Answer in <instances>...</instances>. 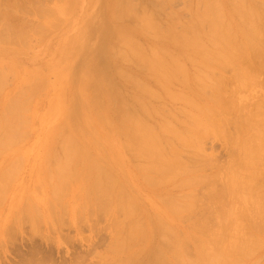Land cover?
I'll return each instance as SVG.
<instances>
[{
  "label": "rangeland",
  "instance_id": "obj_1",
  "mask_svg": "<svg viewBox=\"0 0 264 264\" xmlns=\"http://www.w3.org/2000/svg\"><path fill=\"white\" fill-rule=\"evenodd\" d=\"M218 1L221 3V6L225 8V10H226V8L229 7L227 9V11L228 10L230 11V9H231L230 6L233 5V3L231 4L229 2H232V1H228V0H218ZM226 1H228V2H226ZM243 1L244 2H242V0H241L243 5L245 3V5L242 7V8L245 7L243 9L245 11V13H247V14L251 13L252 16H250V14H249V16L253 17L254 19L257 16L258 17L260 16L259 19L257 17V20H259V22H257V20L255 19L254 24H256V25L258 24V29L259 28L262 29V30H260L262 32L260 34L261 36L258 35L259 38H257V40L256 39L254 40V38L257 37L256 35H257V33H259L258 29L256 30V35L254 33L255 37H251L250 39L248 38L250 41L253 40L252 45H251V42L249 40H245V39L242 40V42L246 41V43L248 44V45H246V43H244L248 49L245 46V49H244L245 51L243 52V49H242V52L240 51L241 53L244 54L245 52H247V50H249L250 46L253 47V45H255L258 40L261 43L260 37H262V40H263L262 46H264V35H263L264 34V32H263L264 31V13H262V12H264V9H263L264 8V0H243ZM66 2H67V4H66ZM110 2H111V0H0V18L3 17L2 20L0 19L2 21V22L0 21V32H1V34H2V31L5 32L2 34L3 36L0 35L1 36L0 38H3L2 41L0 40V73H1V75H3V77L1 76L2 88L0 87V89H1L0 90V98H1L0 99V115L4 114V113H2V112H4V106L7 105V103L10 102L13 98H14L13 100L18 99L19 100L18 102H20V104L23 103L21 105L19 104V106L16 110L17 118H14V119H16L17 121L14 119H13L14 121H12V123L15 125V127L11 128V130L9 131L8 136L10 135V137L7 136L8 138H11V136L13 134H17L15 136H12V138L10 139L11 143H12L13 138L15 137V139H16V136H17L16 141L14 142V140H13L12 144L10 142H7V141L5 143H3L2 144V145H4L3 147L6 148L5 152L3 151V149H1L3 147L1 146V143H0V146H1L0 147V172H2L3 170H6V172L9 174V177H7V178L5 177L6 180L2 181L3 184L0 181V190H2L1 188H3V191L0 195V264H21L20 263L21 261L23 262L24 260L29 258L31 256L30 254H33V252H35L37 250H39V251H37V252H39L37 254H40V255H38V258L42 259L43 261L46 259V261H45L46 263L43 262L45 264H100V263L101 264H104V263L105 264H107V263L111 264L107 261H108V259L111 260L109 248L111 247L112 238L115 234L113 232L116 231V228L114 226H111L116 221L115 220L112 222L113 218L111 215H114L113 216L114 219H115V217H116V219L118 218L117 222L122 220V221H120V223L123 222L124 215H121L122 213L114 214V212H111L108 215H104V214H102V213H104L103 211H102V213L97 212L98 210H96L95 207H91V205H90V203H92L90 199L94 194L91 192L92 195L88 194V196H86V194H84L82 191H80V189H79L80 187L78 188V186H80V184H82L83 182L80 181L81 183L78 185L79 180H77V182H78L77 185H76V181L72 182V183H75V184H73V186H76L75 189L71 188V187H73V186H71L72 185L71 183H70L71 185L68 186L67 196H65V198L66 197H68V198L64 199V201L62 203V210H63V211L61 210L62 213H61V211L60 212L58 211V208H56L55 205H53V202H50L53 200L50 198V196H48V195H50V184H48V182L45 180V179L48 180V178H49V177L46 178L47 177L46 173H47V171H48L47 169L49 167H50L49 168L50 170L48 172H51L53 170V169L51 170L52 165L50 163L54 162V158L52 159L51 157H54L55 155H60L61 151L59 149H61V148H59V147H61V142L64 140L63 138H62V140H60V139H61V137H64V136L66 137V134L68 135V137L70 136L71 138L80 142V144L83 147H85V149L97 161L99 160L98 162H99L101 167H103L107 170H110L112 173V176H114L116 178V180H120L123 187L126 189V191L130 195H132L134 199H136L137 204H139L138 206L143 207L144 211L146 210L145 213L150 214L155 209H156V211L157 210L159 211L160 208L162 207V206H160L161 203L159 202L157 197H159V199L161 200L163 195L158 194L157 191H154L152 188L145 185L142 182L143 181L142 178H139L140 175L138 173V170H136V169L138 167V164H142V161H139L140 159L138 160L136 158H133L132 154L125 148V145H124L125 141H123L124 139H122V136H120L121 134L123 135L125 128H123L124 126L122 127V125L118 124V122L116 120V117L118 115L116 114V112L117 111L120 112L122 110L120 108H124V110H127V106H128V108L132 110L131 111L132 113H135V115L137 117L142 118L147 124L151 125L150 127H153L155 130L156 129L158 130L157 126L161 122L160 120H162L163 118H168L171 115L170 114L171 112H172V114H174V113L176 114V112L178 111L176 117L179 121L177 120L176 124L179 123L178 128L179 129L182 128V129H180L181 131H185V132L188 131V130H185V129H187L186 126L183 127L184 125H181V123L184 122L186 124L189 121L186 118H184V116H186V115H184L183 112H182L183 115H180V112L183 110H184V112L185 111H192V110L188 108L189 106L185 105L184 103H181V101H179V100H175V102H173L174 101L173 100L171 102L172 99L169 100L167 95H165V93L164 94L162 93L163 91H161V90L159 91L160 88H158L156 83H154V81L156 82V79H154L153 75H151L150 70L147 68V64L150 63V61H152L151 60L152 58L150 56L153 52V49L158 50V47H160V48L164 47L166 51L168 50L166 53L170 52L169 54L172 55L173 58L176 57L175 59H177L180 63H182L184 65L183 66L181 64L186 69V73H185L186 79L185 80H187V84L192 85L193 84V76L192 75L194 73H195V75H197L199 73L198 71H202L203 68L199 67L200 70H199V68L197 69V66L196 65H195L196 67L194 66L195 62L192 65V63H189L190 61L188 58H187L188 61L186 62V60H185L186 58H184V55L181 56L182 55L181 51L177 47H175L173 45L171 46L168 43H166V39L165 40L164 39L159 40L158 37L156 39V38H154V36L152 37V35H150V34H147V35L143 34L139 30L140 29L139 27H141V26H138V27H136V26L141 24L140 18H142L144 16L143 15V12H144L145 15L149 13L150 16L154 19V24L158 27V31H160V33H162V36H163V34L166 35L169 32L168 31L169 29H167V27H169L170 25H171L170 28H172V29L175 28L174 31L177 30L180 32V30H182L185 26H187L186 23L190 24L191 20L193 21V18L194 17L196 18V15H195L196 11L202 10V7H201L202 3L200 2L201 3L200 4L198 2V0H129L128 6L130 8V11L134 14L133 16L139 20V21L133 20L136 22L135 23L132 21L131 18H122L120 20L113 18L110 15V11L112 12V9L110 8ZM70 4L72 5L71 7L69 6ZM198 4H199V6H197ZM227 4H228V6H227ZM237 4H239V3H237ZM194 5H196V6H194ZM234 5H236V2L234 3ZM246 6H248L249 8L248 7L246 8ZM65 7H66V9H65ZM143 9H144V11H143ZM62 11H64V12H62ZM253 12H255V13H253ZM62 13H64V14H62ZM151 13H152V15H151ZM258 13H260V15ZM39 14H41V15L39 16ZM247 14H245V15H247ZM54 16L57 17V19ZM249 18L247 19V16L245 17L246 20H250L249 21V23H250L253 21V18L252 19L251 18L249 19ZM261 18H263V19H261ZM126 19H127V22H126ZM174 19H176V20L174 21ZM242 21H244V19ZM172 22H174V23L176 22L175 24L173 23L174 27H172L173 26L171 24ZM133 23H135V24H133ZM243 23L247 24L248 22L246 23L244 21ZM2 24L6 25V26H3ZM55 24H56V26H54ZM254 24L252 22L251 25H254ZM1 26H2V28H1ZM245 26H247V25H245ZM245 26L243 25V27L241 29L244 30ZM261 26H262V28H261ZM256 28L257 27H255V29ZM2 29H4V30H2ZM166 29H167V31H165V32L163 31L164 32L163 33L162 30H166ZM197 29L196 30L198 32L199 29H201V28H197ZM17 30H19V31H17ZM40 30H42V31H40ZM124 30L130 32L129 41L132 40L134 42H137L138 44L137 43L136 44L138 46L141 45V47H143L142 49L145 50L144 56H142L144 61L138 62V61H136V59L134 57H133V59H131L130 57L119 56L121 53L122 54L128 53V51H126V47L122 46V43L116 37L117 33H120ZM137 30H139V32ZM206 31L207 30H204V32H206ZM245 31H246V29H245ZM9 33H10V35L8 36ZM236 35H239V32L236 33ZM16 37H18V38H16ZM238 37H239L238 38L239 42H241L240 36H238ZM15 40H17L19 42H16ZM71 40H72V42H71ZM12 41H14V43L15 42L16 43L15 44L11 43ZM242 42H241V44H242ZM253 42H256V43H253ZM5 43H9L10 45L5 44ZM249 43H250V45H249ZM260 43H257L256 47H253V48L251 47V48L257 49L256 51L258 52V50H260V49H258L257 47L262 44V43L261 44ZM242 45L240 47H242ZM234 48L238 49V47L236 48V46ZM252 49L250 51L251 53L249 51L247 52V54H249V56H250V54L252 56L253 53H257V52H253ZM255 49H254V51H255ZM238 50H241V49H238ZM238 50H236V51H238ZM263 50H264V48L262 50H260L261 53L263 52L262 54L260 52L258 53L261 55L257 54L259 56V58L255 54L256 59H254V60L259 59L258 61L260 62L259 63L258 61H256L258 63L257 66H260L259 64L263 65V63H264L260 60V58L262 59L264 56ZM231 52L233 54V53H235V50L231 51ZM247 54H244V57L243 56L239 57L241 54L239 55V52H238V55H239L238 56L236 53V55L238 57V59H235L236 61L238 60L237 61L238 63H236V64L233 62V60H232L233 64H230L231 62L229 61L230 65L237 66V64H238V66L236 67L237 69L231 68L233 66H230V65H228V66L226 65L227 67L224 65L225 67H223L222 70H221V68L219 69V67L216 66V68H218V69L214 68L216 73L213 71V74L209 73L208 71H206V72L202 71V74L207 73L205 75V77H207V78H211L214 75V73H215L214 76H217V73L218 74L220 73L219 75L222 77H225V80H229L230 82L229 83L227 82V84H228V90L227 91L231 90V88L235 89L234 90V91H236V95H234L235 101L237 99L241 103L237 105V106H240V107H238V108H240V109H238L239 111L237 110L238 113L236 111H234V112L229 111L230 113L227 112V114H225V112H224V114H223V112H222V114H223L222 117H225V115H226L225 118H228V120H232L231 122H233V123H231L227 120L230 123L229 126H231V127L226 128V129L224 128L223 135L219 131H215V132H217V133L219 132V133L217 134V133L212 132L213 134H215V135L212 134V136H209V135H211V133H209L208 135L206 134L208 137L204 135L205 137H203L201 139L202 141L200 140L199 143L200 144L202 143L201 146L203 145V147L200 150L202 151V153L204 152L203 156L201 154L200 155L203 158L199 157L200 155L198 154L199 153L198 151H197L198 153H195L196 151L192 152L193 149L187 150V149L182 148V150L184 151L183 152L184 156L182 155L183 156L182 161L186 162L187 161L186 159H188L187 157H191L189 154L193 155L195 153L194 156L199 155L197 158H194L195 163H198V162L201 163V165L199 164L201 166V168L200 169L197 168L200 171L196 170L197 172H193V174H191V176H182L181 179H187L188 180V178L191 179V177H196V176L200 177V178L203 177V180H202L203 182H201L200 179H199L200 181H198V179L197 180L193 179V180L197 181L198 183L197 182L195 184L191 183L189 185L187 183V186L185 188H182L181 191L176 192L179 194V196H180V194L183 195V197H184V195H186V196L194 198V200H195V204L193 202L194 206L193 205H192L193 207L191 206L192 207V210L190 211L191 213L189 212L190 214H188V212L183 211L184 209L181 210L180 213L176 214V217H177L176 222H175L176 225H173L176 228L178 240L180 242H182V245H180V246H182V249L186 253V254L184 253L183 256L187 255L186 257L185 256L184 257L186 259L188 258V260H191V261H192V259L194 260L197 258L196 257L197 251L195 253L196 248L193 247L194 243H195L194 246L196 247V243L198 244V242H201L200 241L201 239H202V241H204L205 239H206V241H208V240H211L212 238L218 239V237H220V235L218 234V233H220L219 231H221V230L225 231V229L230 227V224H232V223H229L228 222L229 220L224 219V218H226L225 217L226 211H224L223 213H222V211L225 209L229 210L228 206L230 207V204H231V202L229 204V200L233 199V201L232 200L231 201L232 202L236 201V202L233 203V205H231L230 210L232 211L234 209L235 211L233 210L231 213L229 210V212L231 214L234 213L235 214V215L233 214L234 217L238 216L237 217L238 223H235L237 225H235L234 223H233L234 225L232 224L233 226H236V227L231 226V228H233L235 230L234 234L232 231L233 229L229 228L227 230L229 233V236H228V234H226L227 236L225 235L226 236L225 244L227 243V240L236 239V238L240 239V241L242 243L241 244L242 247L240 246V250H241L240 253H242V254L239 255V252H238V253L233 255L234 258L236 256V258L239 259L238 260L239 262L237 261V259H236V261L238 263L241 262L240 264H264V243H263L264 242V234H263L264 233V231H263L264 227H262L264 225V198H263L264 195H259L258 194L259 192H256L257 196L258 195L260 196V197H256L254 192H253L254 194L251 193L252 197L255 196L256 198H260L261 200H263V202L260 199H259L260 200V202H259V200L257 201L256 199H254L255 197H253V198L251 197L252 199L250 198L251 201H249L250 206L249 205L247 206L248 202L245 203L246 199H245V201L243 200L244 201L243 202V201H239L241 199L240 198V199H238V202H237V200L232 198L233 195L232 194H231L232 196L229 195L228 192H226L227 196H228L227 197L226 193L223 191L224 196H222L221 199H219L221 196L219 198L217 197V200L219 199L218 201H215V199L211 200L212 196H214V195H212V196L210 195V194H213L211 192H216L214 194H217V191L220 190V188H223V186H222L223 183L224 184L228 183V182L224 181L228 176H230L229 171L227 172V170H229V169L226 170V168H228V164H227V163H229L228 161H231V163H232L233 159H234L233 162H235V160H238V156L233 155L234 153H236L235 150L237 148L232 144V141L230 142L232 145L231 144L230 145H231V147L234 146V148H236V149L230 148L229 144L226 142L228 137H225V136H229L228 139H230L231 138L230 134L232 135L234 133L236 135V132H235L236 130L232 128V127H236V124L234 122H237V124L239 123L240 117H238V116H241V120H242V117H245L244 115L247 114V113L243 114V112H245V109H246V111H247V109L249 111V113L247 114L248 116H249V114H252L251 111L256 109L254 107H256L258 105L256 102L260 103L259 101H261V99H262L261 103H263L262 104L263 105L262 110L264 112V97H262V96H264L263 95L264 94L263 93L264 92V68H261V67H264V65L263 66L261 65L258 69L256 64H253L252 67H257V69H256L257 75L252 73L256 78L253 75H252L253 78H252V76L248 77L249 79L252 78V80H249L247 78L249 81H246L247 79L242 80L243 79L242 78L241 80L244 83L246 82L245 85H242L243 84L242 82H238L240 84L236 83L235 81L239 80V78H238L239 76L236 74L235 75L232 74L233 71L235 73L236 70H239L240 62L244 64V60L248 61L247 59L249 57L247 56ZM231 55H229L230 57H228V59L229 58L231 59V57H233L235 54L233 56H231ZM234 58L235 57H233L232 59H234ZM244 58H246V59H244ZM251 58H252L251 60H253V57H251ZM241 60H243V62ZM262 60L264 61V59H262ZM252 62H255V61H252ZM196 64L200 65V62L196 63ZM209 65L213 66V63H210ZM246 65H247V67H249L248 62ZM246 65H244V67ZM208 66H207V70L209 69ZM240 66L242 67L243 65L240 64ZM202 67H203V65H202ZM204 68H205V66H204ZM245 69H247V68L245 67ZM209 70H210V72H212L211 69H209ZM195 71H197L198 73H196ZM247 71L250 72V70H247ZM192 72H193V74H192ZM236 73H237V71H236ZM27 74H28V76H27ZM31 74H32V76L33 75L34 76L32 77ZM210 74H212V76L208 77V75H210ZM219 75H218V77H219ZM232 75L235 76L234 79H236V77H237V80H230L231 79L230 77H232ZM131 77H132V79L135 80V83H137V81H138L139 85H141V84H142V86L147 85L146 87H149L152 91L154 89L158 93L156 94V92H155L154 97H150L147 94H142V91H139V89L136 88L137 86L132 84V82H134V80H132V82H130ZM240 77H242V76L240 75ZM124 78L126 80H124ZM128 78H130V79H128ZM207 78H205V80H207ZM253 79H254V81H253ZM213 80H215V79H213ZM179 81H182V80H180L178 78L177 82L172 84L175 86V87L174 86L171 87L172 92L183 93V94H185V96L190 95L189 97H192L193 95L190 93L191 91L189 92V89H187V87H183L184 84L181 83V85H180V83H178ZM210 81H212V78ZM205 82H207V81H205ZM212 82H210V83H212ZM32 83H34L35 90L33 88V85H29ZM214 83H215V81H214ZM230 83H231V85H230ZM143 84H145V85H143ZM237 85L240 88H238ZM241 85H242L243 89L241 88ZM243 86H246V87H243ZM110 88L111 89L113 88V90L116 92V94H114L115 92H113V90H111ZM29 89H31V91ZM204 90L205 89H203V91H202L203 93L201 92L202 94L200 93L201 95L199 94L198 97L194 96L195 102L197 104H199L200 107H202L203 104H206L207 107H210V106L213 107L214 103H212V101H214V100L211 101V98L210 99L208 98L211 95V93H209V92L210 91L212 92V90L208 89L209 91L205 90V92H204ZM30 92H31V94H30ZM205 93L210 94V95L208 96ZM186 94H188V95H186ZM112 95L115 96V98H118V100H116V99L114 100L115 101L114 104L111 103L114 101L110 100V97H108V96H112ZM116 96H118V97H116ZM10 97L12 98L11 100L9 99ZM120 99H122V100H120ZM7 100H8V102H7ZM121 101H122V103H121ZM123 101H125V102H123ZM137 101H141V103H140L141 105L139 104V102H138V104H136ZM238 101H236V102H238ZM89 103L90 104L92 103V104L90 105ZM123 103L126 104L127 106L126 107H125V105L123 106ZM2 104H5V105H2ZM116 104L119 105L118 106L119 108L117 107ZM120 105H121V107H120ZM143 105H144V107L147 108V110L150 114L147 112L146 113L148 115L146 113H144L146 108L143 112H141L142 107H139V106H143ZM113 106H116V107H113ZM242 106H243V108H241ZM244 107H245V109H244ZM247 107H249L251 109V111ZM6 109H7L6 112H8L7 107H6ZM214 109H217L216 106ZM242 109H244L243 112H242ZM179 110H180V112H179ZM155 111L156 112L159 111L158 115L156 113H153ZM20 112H22V114H19ZM192 112H194V111H192ZM259 112H257V113H259ZM164 113H166V114H164ZM198 113L196 112L195 115H198ZM254 113L255 112H253V114ZM257 113H256V115L260 114V113L259 114H257ZM7 114H9V113H7ZM7 114L5 113V115H7ZM250 116H254V115H250ZM259 116L254 117L255 122H256V120H258L257 118H259L258 121H260V117H262L263 115H261L260 117ZM99 118L102 119V121ZM263 118H264V116L262 117L260 124H262V122L264 121ZM158 120H159V122H158ZM186 120H187V122H186ZM102 122H104V123H102ZM16 123H17V125H16ZM172 123H174V122L172 121ZM233 124L235 126H233ZM260 124H258L257 126L261 129ZM262 127H264V125ZM110 128H112L111 132H110ZM12 129H14V130H12ZM107 129H109V130L107 131ZM118 129H121L122 131L118 130ZM236 129H237V127H236ZM96 130H98V131H96ZM12 131H13V134H12ZM237 131H238V129H237ZM261 131L264 133L263 128ZM69 132H73L74 136L72 133H69ZM185 132H183V133L186 134ZM94 133L97 134L98 137ZM189 133H190V131H189ZM227 134H229V135H227ZM235 135H233V136L235 137ZM214 136H216V137H214ZM105 137L107 138L106 142H105ZM204 138H205V140H204ZM232 138H231V140H232ZM113 141H114V143H113ZM54 142H55V144H54ZM107 142H110V143H107ZM57 144L59 145L58 147H56ZM112 146H114V147H112ZM201 146L199 145V147H201ZM54 149H55V151H54ZM229 149L233 152V154ZM112 151H113V153H112ZM236 151H238V150H236ZM54 153H55V155H53ZM57 153H59V154H57ZM8 154H9V156H8ZM185 154H187V156H185ZM236 154L239 155V153H236ZM204 155H206V156L209 155L208 158H210L212 155L213 162L212 161L211 162L214 164L213 165L211 163L212 167H210L206 164L208 162L207 161L208 158L206 156L204 158ZM45 157H47L50 160V162H48L47 161L48 159H46ZM229 157H230V159H229ZM231 158H233V159H231ZM203 159H206V160H203ZM45 160L47 163L46 162L44 163ZM52 160H53V162H52ZM210 160H212V159L210 158ZM12 163H14L15 165ZM203 163H205L206 166ZM46 164H48V165H46ZM261 165L264 166V163ZM134 166H137L136 169H134L135 168ZM53 167H54V165H53ZM207 167H208V169H207ZM5 168H7V169H5ZM262 168H264V167H262ZM45 169H46V173H45ZM201 169H203V170H201ZM260 170L263 172V169H260ZM213 171H214V173H212ZM222 171H225V172H222ZM242 171L244 172V174L246 173V170L245 171L241 170L240 173ZM243 172H242V174H243ZM43 173H44V175H43ZM136 173H138V174H136ZM211 175H213V176L217 175L218 177L215 178V177H212ZM226 175H227V177H226ZM35 176H36V178H35ZM204 176H205V179H204ZM37 178H39V179H37ZM257 178L255 179L256 183L254 184L253 182H255V181H253L252 185H255L256 187L254 186V188L255 189L257 188V190H258V187L260 189L262 187V185H264V179H261V177H260L257 180ZM2 179H4V178H2ZM260 179H261V181L262 180L263 181L260 182L259 181ZM207 180H209V181H207ZM227 180H229V179L227 178L226 181ZM213 181H214V183H212ZM40 182H43V183L41 184ZM206 182H208V183H206ZM257 182H259V183H257ZM39 183H40V186H39ZM210 183L213 185H210ZM242 183H244V182H242ZM242 183L240 182L239 186ZM45 184H47L48 187ZM243 187H246L245 184H243ZM168 188H171V187H168ZM211 188L212 189L214 188V189L212 190ZM240 189H242V188H239V190ZM76 190H79L81 192V194L78 193L79 191L76 192ZM47 192H49V193L47 194ZM69 192L71 194L73 193V196L68 195V194H70ZM261 192L262 191H260V193ZM21 193H23V194H21ZM44 193H45V195H44ZM244 193H246V192L242 191L241 192L242 195L241 194L240 195L242 197L247 198V200H248V198L251 195H249V192H247L248 193L247 195H245ZM263 193H261V194H263ZM76 194H77L78 198H77ZM171 194L173 195L174 193L171 192ZM237 195H239V193ZM237 195H236V197H237ZM240 195L238 197H241ZM243 195H245V196H243ZM19 196H20V198H19ZM85 196H86V199L84 198ZM183 197H181V198H183ZM18 198H19V200H18ZM76 198H77V200H76ZM72 199H73V202H71ZM253 199L256 200L257 203H256V201H253ZM11 200H12V202H11ZM20 200H21V202H19ZM27 200H30V201H27ZM47 200L48 201L50 200L49 203H47L48 202ZM14 201H15V203H14ZM23 201L26 203H24ZM74 201L77 202L78 204L75 203ZM88 201H89V203H88ZM182 201H184V200L182 199ZM182 201L180 200L179 203L181 202L180 204H183ZM22 202L24 204H26V206H29L30 208H31V206L29 204H33L34 206L32 205L33 206L32 209L36 208L34 210V212L35 211L36 212L33 213V218H32V219H34V221L36 219V221H37L36 223L33 221L34 225L36 224V226H34L33 232L29 231L31 227H29L30 222L27 220L28 216H25V214H23V212H22L20 217L23 216L22 219L25 217L27 220L26 222H29V224L24 221L25 223L22 226V231L16 234V238H12V243H11L9 237L7 238V234L4 232L8 227H10L11 229L14 230L15 225L11 224V223H14V221L17 220V217L19 216L18 213H20L21 210H23V209H21V204H22V206L24 205ZM39 202H41V203H39ZM69 202L71 203V205ZM11 203H12V207H11ZM18 203H20V204H18ZM87 203H88V205H87ZM244 203L246 204V206L242 205ZM253 203L257 204V206ZM16 204L18 206L19 205L20 206L18 207ZM63 204H65V205H63ZM81 204L82 205L84 204V206H82ZM226 204H227V206H226ZM74 205H76V206H74ZM78 205H80V208ZM221 205H222V208H221ZM40 206H41V208L47 207L51 211L48 212V210L46 208L47 211H44V213H43V210L40 208ZM66 206H67V208H66ZM258 206H260L263 210L262 209L260 210V207L258 208ZM232 207H234V208H232ZM37 208L40 211H37L38 210ZM82 209L84 211H82ZM221 209H223V210H221ZM244 209L247 210V213H245V214H243ZM53 210H55V211H53ZM217 210H219V211L221 210V212H219ZM236 210H237V212H236ZM238 210H240V211H238ZM242 210H243V212H242ZM249 210H251V211H249ZM81 211H82L83 215H82ZM207 211H209V213ZM254 211H255V214H254ZM14 213H15V216H14ZM37 213H39L40 215ZM207 213H208V215H207ZM218 213H219V215L221 213V215L218 216ZM45 214L46 215L48 214V215L46 216ZM118 214L123 216V218L120 217V215H118ZM222 214L224 215V218H223ZM256 214H257V216H255ZM239 215L241 218L243 217V219L239 218ZM243 215L248 217V218L244 217ZM249 215H251V216L249 217ZM13 216L16 218H13ZM51 217L53 218L52 221H51V219H52ZM218 217H220V218H218ZM25 218L23 220H25ZM71 218H73L74 220ZM244 218L246 220H244ZM12 219H16V220L12 221ZM84 219L86 221H84ZM219 219L222 221H220ZM80 220L82 221V223L80 222ZM87 220H88V222H87ZM218 220H219V222H218ZM57 221L63 222L62 225ZM71 221L75 222V223L77 222L76 224L80 223L78 226L75 225V227L78 230H75V228H73ZM90 221H91V223H90ZM224 221H225V224L222 225L223 223H221V222H224ZM51 222L52 223L57 222V224H58L57 226H59V224L61 226L57 227V226H55L56 224L53 225ZM111 222H112V224H111ZM144 222L147 223L146 220H144ZM226 222H228V223H226ZM94 223H95V225H94ZM239 223L241 224V228H240ZM167 224L171 228L172 224H170V223H167ZM197 224L201 228H202V225L204 226L201 233L207 232L206 235L204 234L206 237L203 235H199L200 232H198V234H197L196 229L200 228L197 226ZM205 224L207 225V227H205ZM209 224H210V226H209ZM252 224H253V226H252ZM225 225H226V228L224 229L223 226L225 227ZM193 226H194V228L196 227L195 231H192ZM208 226L210 228L212 226H214V227L209 229ZM256 226H258V228ZM55 227H57V228H55ZM205 228L209 229L210 232L208 233V230L205 232ZM216 228H217V230L218 229L219 230L217 231ZM246 228H248V230ZM51 229L53 232L51 231ZM229 230H230V232H229ZM242 230H243V233L241 232ZM227 231L223 232V233L225 234V233H227ZM260 232H262V233H260ZM215 233H217L219 236L216 237L215 235H217V234H215ZM190 234L192 235V238H191ZM221 234H222V231H221ZM193 235L196 238L193 237ZM213 235L215 237H213ZM151 236H152L151 241L146 246L145 252L142 253V255L138 256L136 259H134V261L131 262L130 264H150V262L152 263L151 258L153 257V254L155 252H157V249H158L157 246L159 243V239L162 242V240L164 238L163 239L158 238V234L156 232L153 235L151 234ZM227 237L228 238L230 237V239H227ZM246 237H249V238L246 239ZM250 237H252L253 240L248 242L249 239H252ZM193 238L198 239V240H196L197 242H194ZM13 239H14V241H13ZM167 239H169V238L166 237V243L168 242ZM214 239H212V240H214ZM216 239H215V241H216ZM254 239L255 240L259 239L257 241L258 246L260 245L259 247L257 246ZM190 240H193V242ZM180 242H179V244H180ZM183 242H185L184 246H183ZM262 243H263V245H262ZM168 244H169V242L167 243V246H168ZM155 246H156V248H155ZM198 246L199 245H197V248H198ZM134 247L130 249V252H132L134 249L137 250L139 248V246H136L135 248ZM40 251H41V253H40ZM22 254H24V256ZM37 254L35 252V254H34V256L36 255L35 258L37 257ZM244 256H246V257H244ZM122 257L124 258L125 256H121V259H123ZM49 258H50V260H49ZM118 259H119V257H118ZM167 259L168 260L165 259V262L168 261V262H166L167 264L169 263V261H170V264H174L175 260L173 257L171 258V256H169ZM104 260H105V262L103 263ZM110 262H113V261H110ZM115 264H116V262H115ZM152 264H154V263H152Z\"/></svg>",
  "mask_w": 264,
  "mask_h": 264
},
{
  "label": "bare ground",
  "instance_id": "obj_2",
  "mask_svg": "<svg viewBox=\"0 0 264 264\" xmlns=\"http://www.w3.org/2000/svg\"><path fill=\"white\" fill-rule=\"evenodd\" d=\"M228 1H232V2H229V3H233V5H234V3L236 2V5H231L230 7H231V9H230V11L228 10L227 11V9L229 8H226V10H225V8L224 7H222L221 6V3L218 1V0H198V2L200 3H202V10L201 11H196V18L194 17L193 18V21L191 20V22H190V24H187L186 23V25L187 26H183L184 28L182 29V30H180V32L179 31H174L175 30V28L174 29H172V28H170V26L169 27H167V29H169L168 31V33L166 34V35H164L163 34V36H162V33H160V31H158V27L154 24V19L150 16V14L148 15V14H146L145 15V13L143 12L144 11V9H143V17L142 18H140V22H141V24H139V25H137L136 27H138V26H141V27H139L140 29V31L143 33V34H150V35H152V37L154 36V38H156L157 39V37L159 38V40H165L166 39V43H168L169 45H173V46H175V47H177L180 51H181V56H183L184 55V58H186L185 60H186V62L188 61L187 60V58L189 59V63H192V65H193V63L195 62V64H194V66L196 65L197 66V69L199 68V67H201V68H203V72H206V71H208L209 73H212L213 74V71L215 72V69L214 68H216V66L217 67H219V69L221 68V70L223 69V67H225L226 65L228 66V65H230V64H233L232 63V60H233V62L236 64V63H238L235 59H238V57H237V55H238V52H239V57H244V54H247V52L249 51H251V49L253 48V47H256V44L257 43H260L259 42V40L257 41V43L256 42H253V43H256L255 45H253V47L252 46H250V48H249V50H247V52H245L244 54L243 53H241L242 52V49H243V52L245 51L244 49H245V46L246 45H248L247 43H246V41H243L242 42V40L243 39H245V40H249L251 37H255V35H256V30L258 29V24L256 25V24H254L255 23V19L257 20V17H255V19L253 18V17H250V16H252L251 15V13H249L250 14V16H249V14H247V13H245V11L243 10L244 8H242L244 5H245V3H244V5H243V3L242 2H244L243 0H242V2H241V0H228ZM228 1H226V2H228ZM238 1V2H237ZM71 3V2H70ZM128 3H129V0H111V2H110V8L112 9V12L110 11V15L113 17V18H115V19H118V20H120V19H122V18H131L132 19V21L133 20H135V21H139L136 17H134L133 15V13L130 11V8H129V6H128ZM200 3V4H201ZM237 3H239V4H237ZM66 4H67V2H66ZM65 4V5H66ZM72 4V3H71ZM69 5L70 7L72 6V5ZM247 4V3H246ZM64 5V6H65ZM230 5V4H229ZM259 5V4H258ZM194 6H196V5H194ZM197 6H199V4L197 5ZM227 6H228V4H227ZM262 6V5H261ZM67 7V6H66ZM66 7H65V9H66ZM248 6H246V8H247ZM62 8V7H61ZM249 8V7H248ZM264 9V8H263ZM46 10V9H45ZM60 10V9H59ZM250 10V9H249ZM252 10V9H251ZM262 10V9H261ZM260 10V11H261ZM5 11V10H4ZM248 11V10H247ZM50 12V11H49ZM62 12H64V11H62ZM257 12V11H256ZM15 13V12H14ZM54 13V12H53ZM247 14V15H245V14ZM253 13H255V12H253ZM261 13V12H260ZM260 13H258L259 15H260ZM262 13H264V12H262ZM7 14V13H6ZM62 14H64V13H62ZM109 14V13H108ZM41 14H39V16H40ZM49 15V14H48ZM151 15H152V13H151ZM4 16V15H3ZM56 16V15H55ZM54 16V17H55ZM247 16V19L250 17L251 19L253 18V24L254 25H251L252 24V22H250L249 23V21L250 20H246L245 19V17ZM50 17V16H49ZM262 17V16H261ZM3 18V17H2ZM2 18H0L1 20H2ZM6 18V17H5ZM56 19H57V17H55ZM66 18V17H65ZM249 18V19H250ZM260 18V16L258 17V19ZM7 19V18H6ZM244 19V21L247 23V24H245V23H243L244 21H242ZM261 19H263V18H261ZM0 20V21H1ZM59 20V19H58ZM176 19H174V21H175ZM195 20V21H194ZM6 21V20H5ZM135 21H133V22H135ZM2 22V21H1ZM4 22V21H3ZM126 22H127V19H126ZM139 22V23H140ZM257 22H259V20H257ZM50 23V22H49ZM57 23V22H56ZM136 23V22H135ZM135 23H133V24H135ZM173 23L174 22H172L171 24L173 25ZM176 23V22H175ZM174 23V24H175ZM261 23V22H260ZM128 24V23H127ZM3 25V24H2ZM52 25V24H51ZM243 25L245 26V25H247V26H245V29H246V31H245V29L243 30V29H241L242 27H243ZM251 25V26H250ZM262 25V24H261ZM3 26H6V25H3ZM39 26V25H38ZM43 26V25H42ZM54 26H56V24L54 25ZM198 26V27H197ZM250 26V27H249ZM11 27V26H10ZM15 27V26H14ZM172 27H174V25L172 26ZM255 27H257L256 29H255ZM1 28H2V26H1ZM42 28V27H41ZM197 28H201V29H199V31L197 32ZM261 28H262V26H261ZM7 29V28H6ZM16 29V28H15ZM39 29V28H38ZM124 29V28H123ZM167 29L166 30H162V32L164 31H167ZM197 29V30H196ZM207 30L206 32H204V30ZM2 30H4V29H2ZM8 30V29H7ZM49 30V29H48ZM136 30V29H135ZM139 30H137L138 32H139ZM242 30V31H241ZM260 30H262V29H258V32L259 33H257V37H255L254 38V40L256 39L257 40V38H259V36H261L260 34L262 33ZM6 31V30H5ZM17 31H19V30H17ZM40 31H42V30H40ZM50 31V30H49ZM25 32V31H24ZM38 32V31H37ZM48 32V31H47ZM163 32V33H164ZM239 32V35H236V33H238ZM264 32V31H263ZM3 33H5V32H3L2 31V34ZM254 33H255V35H254ZM1 34V32H0V35H2ZM12 34V33H11ZM5 35V34H4ZM10 35V33L8 34V36ZM24 35V34H23ZM44 35V34H43ZM149 35V36H150ZM259 35V36H258ZM264 35V34H263ZM3 36V35H2ZM6 36V35H5ZM15 36V35H14ZM19 36V35H18ZM130 32H128V31H126V30H124V31H122V32H120V33H117V35H116V37L118 38V40L122 43V46H125L126 47V51H128V53H126V54H120L119 56H121V57H130L131 59H133V57L136 59V61H138V62H140V61H144V59H143V57L142 56H144V51L145 50H143L142 48L143 47H141V45L140 46H138L137 44V42H134V41H129V39H130ZM238 36H240V38H241V42H242V44H241V42H239V40H238ZM1 37V36H0ZM7 37V36H6ZM43 37V36H42ZM16 38H18V37H16ZM21 38V37H20ZM44 38V37H43ZM249 38V39H248ZM261 38V45L260 46H258L257 48L258 49H260V50H262L263 48H264V46H262L263 45V40H262V37H260ZM133 39V38H132ZM0 40L2 41L3 40V38H0ZM19 40V39H18ZM134 40V39H133ZM252 40V39H251ZM16 42H19V41H17V40H15ZM250 41V40H249ZM253 41V40H252ZM252 41H250L251 42V45H252ZM4 42V41H3ZM15 42V43H16ZM71 42H72V40H71ZM11 43H14V41H12ZM14 43V44H15ZM137 43V44H136ZM244 43H246V45L244 44ZM3 44V43H2ZM5 44H8V45H10L9 43H5ZM121 45V44H120ZM242 45V47H240ZM249 45H250V43H249ZM236 46V48L238 47V49H241V50H238V49H235L234 47ZM262 46V47H261ZM234 48V49H233ZM246 48H247V46H246ZM161 49V50H160ZM164 49V50H163ZM214 49V50H213ZM233 49V50H232ZM248 49V48H247ZM255 49V48H254ZM254 49H252L253 50V52H257L256 50L257 49H255V51H254ZM163 50V51H162ZM235 50V53H233L232 54V52L231 51H234ZM236 50H238V51H236ZM260 50H258V52L257 53H253L252 54V56H251V54H250V56L251 57H253V60H251L252 58L249 56V54H247V56L249 57L247 60L248 61H245L244 60V64L243 63H241L240 61V64H242L243 66L241 67L240 66V64H239V70H236L237 71V73H236V71H235V73H234V71H233V73L232 74H236V75H238L239 77V80L238 81H235L236 83H238V82H242L241 84L242 85H245L246 84V82L244 83L242 80H244V79H247L248 77H251L253 74H256V72H257V67H258V69H259V67L262 65V64H259L260 66H257V62L256 61H258L259 59H257V60H254V59H256V57H255V54L257 55L259 52H260ZM168 51V50H167ZM166 50H165V48L163 47V48H160V47H158V50H154L153 49V52H152V54H151V60L152 61H150V63H148L147 64V68L150 70V73H151V75H153V77H154V79H156V82L154 81V83H156V85H157V87L158 88H160L159 89V91L161 90V91H163L162 93L164 94L165 93V95H167V97L169 98V100H171V102L173 101V102H175V100H179V101H181V103H184L185 105H187V106H189L188 108L189 109H191L192 111H194L195 113L197 112H199L198 113V115H195V113L194 112H192V111H185L184 112V110L183 111H181L180 112V110H179V112H180V115H183V113H184V115H186V116H184V118H186L189 122L188 123H181V125H184L183 127H185L186 126V128L187 129H185V130H188L187 132H185V131H181L180 129H182V128H178V124H176L177 123V117H176V115H177V113H178V111L176 112V114L174 113V114H172V112L170 113L171 115L168 117V118H161L162 120H160L161 122L158 124V130L156 129H154L153 127H150L151 125H149V124H147L142 118H140V117H137L136 115H135V113H132L131 111V109H129L128 108V106L126 105V104H124L123 103V106L125 105V107L127 106V110H124V108H120V109H122L120 112L119 111H117L116 112V114L118 115L117 117H116V120H117V122H118V124L119 125H122V127L123 128H125L124 129V132H123V135L121 134L120 136H122V139H124L123 141H125V148L132 154V156H133V158H136V159H140L139 161H142V164H138V167L137 166H134L133 168L134 169H136V167H137V169L136 170H138V173H139V175H140V177L139 178H142V182L145 184V185H147V186H149L150 188H152L154 191H157L158 192V194H160V195H163V197H162V199L160 200L159 199V197H157L158 198V200H159V202L161 203V205L160 206H162L161 208H160V210L158 211H156V209L155 210H153V212H151L150 214L148 213H145V211L143 210V207H140V206H138L139 204H137V201H136V199H134L133 198V196L132 195H130L127 191H126V189L123 187V185H122V183H121V181L120 180H116V178L114 177V176H112V173H111V171L110 170H107V169H105V168H103V167H101L100 166V164H99V160L97 161L86 149H85V147H83L81 144H80V142H78V141H76L75 139H73V138H71L70 136V138L68 137V135L66 134V137L64 136V137H61V139L60 140H62V138L64 139L62 142H61V147H59V148H61V149H59L60 151V155H55V153L53 154V155H55L54 157H51L52 159L54 158V162H53V160H52V162L53 163H50L51 165V172H48L50 169V167L47 169L48 171H47V173H46V169H45V173H46V178H48V180L47 179H45L47 182H48V184H50V195H48V196H50V198L53 200V201H50V202H53V205H55L56 206V208H58V211L60 212L61 210H62V203H63V201H64V199H67L68 197H66L65 198V196H67V191H68V186L69 185H71V186H73V184H75V183H72L73 181H76V185H77V180H79V183H78V185L81 183L80 181H82L83 183L82 184H80V186H78V188L80 189V191H82L84 194H86V196H88V194H91L92 195V193L94 194L92 197H91V202L92 203H90V205H91V207H95L96 208V210H98L97 212H101L102 213V211L104 212V213H102V214H104V215H108L109 213H111V212H114V214H117V213H122L121 215H124V220H123V222H121L120 223V221H122V220H120L119 222H117V220H118V218L116 219V217H115V219H114V215H111L112 216V218L114 219H112V222L113 221H115L114 223H113V225H111V226H114L115 228H116V231L115 232H113V233H115L114 234V236H113V238H112V244H111V247L109 248V253H110V256L112 257H110V259L111 260H109L108 259V261L107 262H109V263H111V264H115V262H116V264H130L131 262H133L134 261V259H136L138 256H140V255H142V253H144L145 252V249H146V246L149 244V242L151 241V234L153 235V234H155V232L158 234V238H164L163 240H162V242H161V240L159 239V243H158V246H157V252H155L154 254H153V257L151 258V261H152V263H154V264H167L166 262H168V261H166L165 262V259L166 260H168L167 258L169 257V256H171V258L173 257L174 258V264H240V263H238L239 261V259H237L236 258V256H235V258L233 257V255L234 254H236V253H238L239 252V255H241L242 253H240L241 252V250H240V246H241V241H240V239H238V238H236V239H230V237L228 238L227 237V239H230V240H227V243L225 244V240H226V234H228V236H229V233H228V229L229 228H231V226L232 227H236V226H233L235 223H238L237 222V217H234V215L233 214H231L232 213V211L234 210H230V207H231V205H233V203H235L236 201L235 200H237V202H238V199H240L239 201H245V199H246V201H245V203H247L248 202V204H247V206L249 205V201H251V199L253 198V197H255V196H253L252 197V194H254L255 193V195H256V197H260L259 195H264V185H262V189L260 190L259 189V187H258V190H257V188L255 189L254 188V186L255 185H252L253 183L255 184L256 183V178L258 177V178H260L261 177V179H264V168H262V167H264V166H262L261 164H263L264 163V133L261 131L262 130V128L264 129V127H262L264 124V121L262 122V124H260L261 122V120H262V117L264 116V112H263V110H262V108H263V103H261V101H262V99H261V101H259L260 103H258V102H256L258 105L256 106V107H254V108H256V109H254V110H252L251 111V109L249 108V107H247V108H249L250 109V111L252 112V114H249V116L247 115L248 113H249V111H248V109H247V111H246V109H245V107H244V109H245V112H243V110L244 109H242V112H243V114H245V113H247L246 115H244L245 117H242V120H241V116H238V117H240L239 119V123L237 124V122H234L235 124H236V127H237V129H238V131H237V129H236V127H232L233 129H235L234 131L236 132V135L233 133L232 135L230 134V137L232 138V140H231V138L230 139H228L229 138V136H225V137H228L227 138V143L229 144V146H230V148H233V149H236V150H238V151H236L235 150V152L236 153H239V155L238 154H236V153H234L233 154V152H232V154L233 155H237L238 156V160H235V162H233V158H231V159H233L232 160V163H231V161H228L229 163H227L228 164V168H226V170L227 169H229V170H227V172L229 171V173H230V176H228L227 177V175H226V177L229 179V180H227L226 181V179L224 180L225 182H228V183H223V188H220V190H218L217 191V194H214V193H216V192H211V193H213V194H210L211 196L212 195H214V196H212V198H211V200L212 199H215V201H218L219 199H221L222 198V196H224V192L226 193V192H228V194L229 195H231L232 196V198H234L235 200V202H232L233 201V199H230L229 200V204H230V202H231V204H230V207L228 206V209L230 210V212H229V210H223V209H221V210H223L222 211V213L224 212V211H226L225 212V217L226 218H224V215H223V218L224 219H227V220H229L228 222L229 223H234L233 225L232 224H230V227L229 228H227V229H225L226 228V225H225V227L223 226V228L225 229V231H223V230H221L222 231V234H221V231H219L220 233H218L217 231L219 230H217V228H216V232L220 235V237H218V239H216V241H215V239L214 238H212V239H214V240H208V241H206V239L204 240V241H202V239L200 240L201 242H198V244L196 243V247L194 246L195 245V243H194V245H193V247L194 248H196V250H195V253H196V251H197V253H196V259H192V261L191 260H188V258L186 259L185 257L187 256H183V254L185 253V251L182 249V246H180V245H182V242H180L179 240H178V237H177V231H176V228L173 226V225H176L175 224V222H176V214L177 213H180V211L181 210H183L184 212L186 211V212H188V214H190L191 212V210H192V207L194 206L193 205V202H194V204H195V200H194V198H192V197H189V196H186V195H184V197H183V195H181L180 194V196H179V194L178 193H176V192H179V191H181V189L182 188H185L186 186H187V183H188V185L189 184H191V183H196L197 181H195V180H197L198 179V181H200L201 180V182H203L202 180H203V177H191V179H189L188 178V180L187 179H181V177L182 176H191V174H193V172H197L196 170H199L200 168H201V163H195V159L194 158H197L200 154L203 156V154H204V152L202 153V151L200 150L202 147H203V145L201 146V144L199 143L200 142V140L203 138V137H205V136H207L209 133H211V135H209V136H212V134L213 133H217V132H215V131H219L220 133H222V135H223V133H224V128L226 129V128H229V127H231V126H229L230 125V123L229 122H231L232 120H228V118H225L226 117V115H225V117H222V115L224 114V112H225V114H227V112L228 113H230L231 111H236L237 113H238V109H240V108H238V107H240V106H237L238 104H240L241 102H239L237 99H236V101H238V102H236L235 101V96L234 95H236V91H234L235 89H232L231 88V90H229V91H227L228 90V84H227V82L229 83L230 81L229 80H225V77H222V76H220L218 73H217V76H214L215 75V73H214V75L212 76V74H210V75H208V77L209 76H212L211 78H212V81H210L211 80V78H207V77H205V75L207 74H202V71H198L197 69V71L199 72H197V71H195L196 73H198L197 75H195V73L193 74V72H192V76H193V84L192 85H190V84H187V80H185L186 79V77H185V73H186V69H185V67H183L184 65L182 64V63H180L177 59H175V58H173L172 57V55H170L169 53H166L167 52ZM241 51V52H240ZM264 51V50H263ZM123 52V51H122ZM230 53V54H229ZM236 53H237V55H236ZM251 53V52H250ZM261 53V52H260ZM263 53V52H262ZM261 53V54H262ZM232 54V55H231ZM236 56H235V55ZM261 54H258V55H261ZM228 55V56H227ZM229 55H231V56H233V57H235L234 59H232L233 57H231V59L229 58L228 59V57H230ZM257 55V56H258ZM246 56V55H245ZM258 58H259V56H258ZM121 59V58H120ZM130 59V60H131ZM134 59V60H135ZM179 59V58H178ZM240 59V58H239ZM243 59V58H242ZM244 59H246V58H244ZM262 59H264V56H263V58ZM261 58H260V60L262 61V62H264L263 60H262ZM193 60V61H192ZM235 60V61H234ZM250 60V61H249ZM181 61V60H180ZM231 63H230V62ZM242 62H243V60H241ZM252 61H255V62H252ZM200 62V65L198 64H196V63H199ZM247 62H248V64H249V67H247ZM259 62V61H258ZM261 62V63H262ZM210 63H213V66L211 67L209 64ZM230 63V64H229ZM260 63V62H259ZM183 66H182V65ZM203 65V67H202V65ZM234 64V65H235ZM253 64H256V66L257 67H252L253 66ZM209 65V66H208ZM215 65V66H214ZM225 65V66H224ZM244 65H246L245 67L247 68V69H245V67H244ZM263 65H264V63H263ZM262 65V66H263ZM190 66V65H189ZM195 66V67H196ZM204 66H205V68H204ZM207 66H208V68L209 69H211V71L212 72H210V70L208 69L207 70ZM222 66V67H221ZM226 66V67H227ZM230 66H233V65H230ZM237 66H238V64H237ZM237 66H233V67H231V68H236ZM255 66V65H254ZM194 67V68H195ZM211 67V68H210ZM192 68V67H191ZM261 68H264V67H261ZM260 68V69H261ZM193 69V68H192ZM216 69H218V68H216ZM237 69V68H236ZM185 70V71H184ZM195 70V69H194ZM193 70V71H194ZM199 70H200V68H199ZM220 70V71H221ZM235 70V69H234ZM247 70H250V72H248ZM149 72V71H148ZM239 72V73H238ZM34 73V72H33ZM124 73V72H123ZM126 73V72H125ZM149 73V74H150ZM191 73V72H190ZM208 73V74H209ZM253 73V74H252ZM29 74V73H28ZM28 74H27V76H28ZM35 74V73H34ZM127 74V73H126ZM122 75V74H121ZM124 75V74H123ZM195 75V76H194ZM218 75H219V77H218ZM234 75H232V77H230L229 79L230 80H237V77H236V79H234ZM240 75L242 76V77H240ZM257 75V74H256ZM1 76L3 77V75H1V73H0V87L2 88V78H1ZM26 76V77H27ZM31 76H32V74H31ZM34 76V75H33ZM32 76V77H33ZM187 76V75H186ZM254 76V75H253ZM253 76H252V78H253ZM30 77V76H29ZM190 77V76H189ZM214 77V78H213ZM218 77V78H217ZM245 77V78H244ZM255 77V76H254ZM126 78V77H125ZM124 78V80H126ZM151 78V77H150ZM178 78L180 79V80H182V81H179L178 83H180V85H181V83L182 84H184L183 85V87H187V89H189V92L193 95L192 97H189V96H185V94H183V93H175V92H172V90H171V87H173L174 85H172L173 83H176L177 82V80H178ZM182 78V79H181ZM205 78H207V80H205ZM243 78V79H242ZM252 78L251 79H249V80H252ZM256 78V77H255ZM254 78V79H255ZM128 79H130V78H128ZM127 79V80H128ZM152 79V78H151ZM188 79V78H187ZM210 79V80H209ZM213 79H215V80H213ZM242 79V80H241ZM246 80V81H249V80ZM254 79H253V81H254ZM132 80H134V79H132V77H131V81L130 82H132ZM137 81V80H136ZM175 81V82H174ZM189 81V80H188ZM191 81V80H190ZM205 81H207V82H205ZM212 82V83H210V82ZM214 81H215V83H214ZM126 82V81H125ZM234 82V81H233ZM128 83V82H127ZM137 83H138V81H137ZM137 83H135V80H134V82H132V84H134L135 86H137L136 88L137 89H139V91H142V94H147V95H149L150 97H154L155 95V92H156V90H154L153 89V91L149 88V87H146V86H142V84L141 85H139V83L137 84ZM238 84H240V83H238ZM29 85H33V88L35 87L34 86V83H32V84H29ZM143 85H145V84H143ZM230 85H231V83H230ZM242 85H241V88H242ZM111 86V85H110ZM251 86V85H250ZM175 87V86H174ZM232 87V86H231ZM237 87H238V85H237ZM243 87H246V86H243ZM177 88V87H176ZM230 88V87H229ZM235 88V87H234ZM238 88H240V87H238ZM28 89V88H27ZM32 89V88H31ZM31 89H29L30 91H31ZM109 89V88H108ZM107 89V90H108ZM111 89V88H110ZM178 89V88H177ZM203 89H205V90H212V92L210 91L209 93H211V95L210 94H206V95H210V97H208L209 99L211 98V101L212 100H214V101H212V103H214L213 104V107L215 108V106H216V108L217 109H214L213 107H207V105L206 104H203V106L202 107H200V105L199 104H197L196 102H195V100H194V96H199V94L203 91ZM243 89V88H242ZM1 90V89H0ZM34 90H35V88H34ZM97 90V89H96ZM111 90H113V88L111 89ZM205 90H204V92H205ZM208 90V91H209ZM28 91V90H27ZM207 91V92H208ZM29 92V91H28ZM106 92V91H105ZM112 92V91H111ZM113 92H115L114 90H113ZM158 92H156V94H157ZM203 93V92H202ZM201 93V94H202ZM264 93V92H263ZM30 94H31V92H30ZM34 94V93H33ZM114 94H116V92L114 93ZM200 94V95H201ZM159 95V94H158ZM186 95H188V94H186ZM264 95V94H263ZM108 97H110V100H112V101H114L115 99L116 100H118V98H115V96H108ZM107 97V98H108ZM116 97H118V96H116ZM196 97V98H197ZM206 97V96H205ZM262 97H264V96H262ZM120 98V97H119ZM1 99V98H0ZM6 99V98H5ZM10 100L12 99L11 97L9 98ZM14 99V98H13ZM11 100L10 102H8V100H7V105H5V104H2V105H5L4 106V112H2V113H4L3 115L1 114L0 115V143H1V146L3 147L4 145H2L3 143H5L6 141L7 142H10L11 143V138H12V136H15V135H17V134H13V131H12V136H11V138H8V137H10V135L8 136V134H9V131L11 130V128H14L15 127V125L12 123V121H14V120H16V119H14V118H17V116H16V110H17V108H18V106H19V104H20V102H18L19 100L18 99H16V100ZM136 99V98H135ZM139 99V98H138ZM137 99V100H138ZM207 99V98H206ZM208 99V100H209ZM109 100V101H110ZM120 100H122V99H120ZM119 100V101H120ZM207 100V101H208ZM24 101V100H23ZM98 101V100H97ZM210 101V100H209ZM26 102V101H25ZM94 102V101H93ZM123 102H125V101H123ZM138 102H139V104L141 103V101H137V103L136 104H138ZM246 102V101H245ZM255 102V101H254ZM111 103H115V101L114 102H111ZM121 103H122V101H121ZM120 103V104H121ZM244 103V102H243ZM242 103V104H243ZM21 104H23V103H21ZM20 104V105H21ZM26 104V103H25ZM90 104V103H89ZM92 104V103H91ZM90 104V105H91ZM97 104V103H96ZM101 104V103H100ZM108 104V103H107ZM117 105V107L119 106L118 104H116ZM141 105V104H140ZM88 106V105H87ZM95 106V105H94ZM112 106V105H111ZM147 106V105H146ZM6 107L8 108V112H6ZM22 107V106H21ZM93 107V106H92ZM113 107H116V106H113ZM120 107H121V105H120ZM139 107H142V110H141V112H143L144 110H145V108L146 107H144V105L143 106H139ZM91 108V107H90ZM119 108V107H118ZM187 108V109H188ZM241 108H243V106L241 107ZM258 108V109H257ZM23 109V108H22ZM115 109V108H114ZM119 109V110H120ZM126 109V108H125ZM253 109V108H252ZM3 110V109H2ZM90 110V109H89ZM238 110V111H237ZM262 110V111H261ZM87 111V110H86ZM230 111V112H229ZM260 111V112H259ZM149 113L148 112V110H147V108H146V110L144 111V113ZM159 112V111H158ZM158 112H153V113H156L157 115H158ZM169 112V111H168ZM183 112V113H182ZM222 112H223V114H222ZM250 112V113H251ZM253 112H255L254 114H253ZM257 112H259V113H257ZM5 113L7 114V113H9V114H7V115H5ZM146 113V114H147ZM152 113V114H153ZM182 113V114H181ZM241 113V112H240ZM239 113V114H240ZM256 113L257 114H259L260 116L261 115H263L262 117H260L259 115H256ZM262 113V114H261ZM19 114H22V112H20ZM89 114V113H88ZM115 114V113H114ZM139 114V113H138ZM150 114V113H149ZM164 114H166V113H164ZM168 114V113H167ZM192 114V115H191ZM242 114V115H243ZM18 115V114H17ZM111 115V114H110ZM148 115V114H147ZM250 115H254V116H250ZM19 116V115H18ZM22 116V115H21ZM150 116V115H149ZM260 117V121H258L259 120V118H257L258 120H256V122H255V118L254 117ZM158 117V116H157ZM162 117V116H161ZM183 117V116H182ZM107 118V117H106ZM160 118V117H159ZM14 119V120H13ZM100 119V118H99ZM105 119V118H104ZM232 119V118H231ZM101 121H102V119H100ZM106 120V119H105ZM187 120H186V122H187ZM229 122H228V121ZM254 120V121H253ZM263 120H264V118H263ZM17 121V120H16ZM113 121V120H112ZM172 121L174 122V123H172ZM179 121V120H178ZM181 121V120H180ZM238 121V120H237ZM158 122H159V120H158ZM102 123H104V122H102ZM231 123H233V122H231ZM260 124V127H261V129L257 126L258 124ZM255 124V125H254ZM16 125H17V123H16ZM103 125V124H102ZM105 125V124H104ZM112 125V124H111ZM117 125V124H116ZM118 125V126H119ZM232 125V124H231ZM262 125V126H261ZM233 126H235L234 124H233ZM98 127V126H97ZM104 127V126H103ZM114 127V126H113ZM99 128V127H98ZM108 128V127H107ZM258 128V129H257ZM74 129V128H73ZM94 129V128H93ZM111 129L112 128H110V132H111ZM117 129V128H116ZM12 130H14V129H12ZM102 130V129H101ZM100 130V131H101ZM109 129H107V131H108ZM118 130H121V129H118ZM180 130V131H179ZM223 130V131H222ZM74 131V130H73ZM96 131H98V130H96ZM99 131V132H100ZM114 131V130H113ZM122 131V130H121ZM189 131H190V133H189ZM222 131V132H221ZM226 131V130H225ZM106 132V131H105ZM183 132H185L186 134H184ZM213 132V133H212ZM218 132V133H219ZM227 132V131H226ZM69 133H72L73 134V136H74V133L73 132H69ZM217 133V134H218ZM6 134V135H5ZM95 134V133H94ZM99 134V133H98ZM207 134V135H206ZM4 135V136H3ZM96 136H97V134H95ZM100 135V134H99ZM118 135V134H117ZM205 135V136H204ZM213 135H215V134H213ZM221 135V134H220ZM219 135V136H220ZM225 135V134H224ZM227 135H229V134H227ZM233 135H235V137L233 136ZM8 136V137H7ZM19 136V135H18ZM76 136V135H75ZM111 136V135H110ZM109 136V137H110ZM119 136V135H118ZM98 137V136H97ZM101 137V136H100ZM104 137V136H103ZM102 137V138H103ZM208 137V136H207ZM214 137H216V136H214ZM223 137V136H222ZM224 137V138H225ZM8 138V139H7ZM55 138V137H54ZM68 138V139H67ZM79 138V137H78ZM3 139V140H2ZM16 139H17V136H16ZM16 139H15V137L13 138V140H14V142L16 141ZM104 139V138H103ZM2 140V141H1ZM10 140V141H9ZM13 140H12V143H13ZM55 140V139H54ZM106 140H107V138L105 137V142H106ZM114 140V139H113ZM204 140H205V138H204ZM203 140V141H204ZM215 140V139H214ZM222 140V139H221ZM220 140V141H221ZM80 141V140H79ZM104 141V140H103ZM121 141V140H120ZM202 141V140H201ZM224 141V140H223ZM232 141V144L236 147V148H234V146H232L231 147V142ZM173 142V143H172ZM9 143V144H10ZM11 143V144H12ZM18 143V142H17ZM107 143H110V142H107ZM113 143H114V141H113ZM122 143V142H121ZM199 143V144H198ZM10 144V145H11ZM54 144H55V142H54ZM123 144V143H122ZM231 144V145H230ZM8 145V144H7ZM9 145V146H10ZM15 145V144H14ZM52 145V144H51ZM112 145V144H111ZM199 145L201 146V147H199ZM0 146V147H1ZM59 145L57 144V146L56 147H58ZM123 146V145H122ZM55 147V148H56ZM112 147H114V146H112ZM121 147V146H120ZM182 148H184V149H190V150H192V152H194V151H196L195 153H198L197 155L198 156H194V154L193 155H191V154H189L191 157H187L188 159H186L187 161L186 162H184V161H182V158H183V150H182ZM227 148V147H226ZM1 149H3V151L5 152V147H3V148H1ZM114 149V148H113ZM204 149V148H203ZM202 149V150H203ZM47 150V149H46ZM111 150V149H110ZM126 150V151H127ZM54 151H55V149H54ZM198 151V152H197ZM234 151V150H233ZM47 152V151H46ZM230 152V153H231ZM12 153V152H11ZM112 153H113V151H112ZM127 153V152H126ZM5 154V153H4ZM13 154V153H12ZM47 154V153H46ZM57 154H59V153H57ZM109 154V153H108ZM52 155V156H53ZM183 155V156H182ZM199 156L200 158H203L202 156ZM8 156H9V154H8ZM46 156V155H45ZM106 156V155H105ZM109 156V155H108ZM185 156H187V154H185ZM194 156V157H193ZM205 156L206 155H204V158H205ZM209 156V155H208ZM208 156H206L207 158H208ZM236 156V157H237ZM111 157V156H110ZM235 157V158H236ZM46 159H48L47 157H45ZM50 158V157H49ZM206 158V159H207ZM210 158L212 159V160H210ZM210 158H208L207 159V165L208 166H210V167H212L211 166V163L213 162V157H212V155H211V157ZM98 159V158H97ZM112 159V158H111ZM132 159V158H131ZM206 159H203V160H206ZM229 159H230V157H229ZM135 160V159H134ZM184 160V159H183ZM48 162H50V160L48 159L47 160ZM212 161V162H211ZM43 162V161H42ZM46 162V160L44 161V163ZM197 162V161H196ZM206 162V161H205ZM215 162V161H214ZM262 162V163H261ZM47 163V162H46ZM258 163V164H257ZM12 164H14V163H12ZM200 164V165H199ZM203 164H205V163H203ZM206 164H205V166H206ZM213 164V163H212ZM217 164V163H216ZM2 165V164H1ZM4 165V164H3ZM6 165V164H5ZM15 165V164H14ZM45 165V164H44ZM43 165V166H44ZM46 165H48V164H46ZM53 165H54V167H53ZM214 165V164H213ZM106 166V165H105ZM204 166V167H205ZM216 166V165H215ZM258 166V167H257ZM214 167V166H213ZM217 167V166H216ZM261 167V168H260ZM197 168H199V169H197ZM203 168V167H202ZM5 169H7V168H5ZM207 169H208V167H207ZM210 169V168H209ZM217 169V168H216ZM260 169H263V172L260 170ZM9 170V169H8ZM12 170V169H11ZM201 170H203V169H201ZM219 170V169H218ZM217 170V171H218ZM241 170H246V173L244 174V172H243V174H242V172L240 173V171ZM200 171V170H199ZM222 172H225V171H222ZM221 172V173H222ZM138 173H136V174H138ZM212 173H214V171L212 172ZM219 173V172H218ZM216 174V173H215ZM220 174V173H219ZM43 175H44V173H43ZM138 175V176H139ZM209 175V174H208ZM206 176V175H205ZM205 176H204V179H205ZM212 177H215V178H217L218 176L216 175V176H213V175H211ZM7 177H9V174L6 172V170H3L2 172H0V181H1V183L3 184V182L2 181H4V180H6V178ZM41 177V176H40ZM210 177V176H209ZM2 178H4V179H2ZM35 178H36V176H35ZM208 178V177H207ZM258 178H257V180H258ZM37 179H39V178H37ZM193 179H195V180H193ZM200 179V180H199ZM261 179L259 180L260 182H262L261 181ZM37 181V180H36ZM39 181V180H38ZM50 181V182H49ZM207 181H209V180H207ZM215 181V180H214ZM214 181L212 182V183H214ZM242 183V182H244V183H242L240 186H239V184H240V182ZM253 181H255V182H253ZM190 182V183H189ZM253 182V183H252ZM5 183V182H4ZM38 183V182H37ZM41 184L43 183V182H40ZM40 183H39V186H40ZM71 183V184H70ZM198 183V182H197ZM200 183V182H199ZM205 183V182H204ZM206 183H208V182H206ZM257 183H259V182H257ZM243 184H245V186L246 187H243ZM44 185V184H43ZM45 185H47V184H45ZM193 185V184H192ZM210 185H213V184H211L210 183ZM257 185V184H256ZM260 185V186H261ZM43 187V186H42ZM45 187V186H44ZM47 187H48V185H47ZM74 187V188H73ZM73 187H71L72 189H75V187L76 186H73ZM146 187V186H145ZM168 187H171V188H168ZM256 187V186H255ZM147 188V187H146ZM239 188H242V189H240L239 190ZM2 190H0V195H1V193H2V191H3V188H1ZM149 189V188H148ZM212 189V188H211ZM214 189V188H213ZM212 189V190H213ZM223 189V190H222ZM48 190V189H47ZM244 191V192H246V193H244L245 195H247L248 193L247 192H249V195H251L249 198H248V200H247V198H245V197H242L241 195V192L242 191ZM74 191V190H73ZM77 191H79V190H76V192ZM78 192V193H80L81 194V192ZM216 191V190H215ZM224 191V192H223ZM260 191H262L261 193H263V194H261L260 193ZM18 192V191H17ZM24 192V191H23ZM75 192V191H74ZM92 192V193H91ZM171 192H173L174 194L172 195L171 194ZM254 192V193H253ZM256 192H259L258 194V196H257V193ZM49 192H47V194H48ZM70 193V192H69ZM77 193V194H78ZM82 193V194H83ZM154 193V192H153ZM210 193V192H209ZM223 195H222V194ZM239 193V195L241 196V197H238L239 195H237ZM252 193V194H251ZM21 194H23V193H21ZM26 194V193H25ZM77 194H76V196H77ZM79 194V195H80ZM171 194V195H170ZM192 194V193H191ZM194 194V193H193ZM44 195H45V193H44ZM68 195H72L73 196V193L71 194H68ZM236 195H237V197H236ZM245 195H243V196H245ZM18 196V195H17ZM23 196V195H22ZM86 196L84 197L85 199H86ZM221 196V197H220ZM226 196H227V193H226ZM24 197V196H23ZM155 197V196H154ZM181 197H183V198H181ZM215 197V198H214ZM217 197L219 198L218 200H217ZM228 197V196H227ZM237 199H236V198ZM247 197V196H246ZM252 197V198H251ZM254 198V199H256L257 201L260 199V198ZM262 197V196H261ZM19 198H20V196H19ZM19 198H18V200H19ZM22 198V197H21ZM45 198V197H44ZM70 198V197H69ZM77 198H78V196H77ZM77 198H76V200H77ZM93 198V199H92ZM181 198V199H180ZM225 198V197H224ZM251 198V199H250ZM263 198H264V196H263ZM262 198V199H263ZM17 199V198H16ZM74 199V198H73ZM73 199H72V201L71 202H73ZM182 199L184 200V201H182ZM253 199V201H256V200H254ZM46 200V199H45ZM75 200V199H74ZM80 200V199H79ZM157 200V199H156ZM182 201L183 202V204H180L179 203V201ZM232 200V201H231ZM261 200V199H260ZM260 200H259V202H260ZM27 201H30V200H27ZM42 201V200H41ZM48 201V200H47ZM49 201L47 202V203H49ZM83 201V200H82ZM243 201V202H244ZM257 201H256V203H257ZM262 202H263V200H261ZM11 202H12V200H11ZM18 202V201H17ZM19 202H21V200L19 201ZM24 202V201H23ZM22 202V203H23ZM75 202V201H74ZM79 202V201H78ZM84 202V201H83ZM87 202V201H86ZM156 202V201H155ZM158 202V201H157ZM258 202V203H259ZM14 203H15V201H14ZM24 203H26V202H24ZM23 203V204H24ZM31 203V202H30ZM39 203H41V202H39ZM70 203V202H69ZM75 203H77V202H75ZM88 203H89V201H88ZM88 203H87V205H88ZM242 204V205H244V206H246V204ZM252 203V202H251ZM18 204H20V203H18ZM36 204V203H35ZM78 204V203H77ZM76 204V205H77ZM158 204V203H157ZM253 204H255V203H253ZM17 205V204H16ZM25 205V206H24ZM23 206L25 207H23L22 206V204H21V209H23V210H21V212L20 213H18L19 214V216L17 217V220L16 219H12V221H14V220H16V221H14V223H11V224H14L15 225V228H14V230L13 229H11L10 227H8L6 230H5V232L4 233H6L7 234V238L9 237V239H10V241H11V243H12V238H16V234L17 233H19V232H21L22 231V226H23V224L28 220L29 222H30V225H29V227H31L30 228V230L29 231H32L33 232V230H34V226H36V224L34 225V222L36 223L37 221H36V219H35V221H34V219H32L33 218V213H35L34 212V210L36 209H32L33 208V204H29L30 206H31V208L29 207V206H26V204H24ZM33 205V206H32ZM52 205V206H53ZM63 205H65V204H63ZM70 205H71V203H70ZM73 205V204H72ZM76 205H74V206H76ZM82 205V204H81ZM193 205V206H192ZM256 206H257V204H255ZM18 206V205H17ZM20 206V205H19ZM18 206V207H19ZM79 206V208H80V205H78ZM82 206H84V204L82 205ZM81 206V207H82ZM192 206V207H191ZM224 206V205H223ZM226 206H227V204H226ZM236 206V205H235ZM243 206V207H244ZM250 206V205H249ZM252 206V205H251ZM11 207H12V203H11ZM39 207V206H38ZM191 207V208H190ZM220 207V206H219ZM242 207V208H243ZM254 207V206H253ZM260 206H258V208H259ZM17 208V207H16ZM40 208H41V206H40ZM47 208V207H46ZM46 208H44V207H42L41 209L43 210V213H44V211H47L48 210V212L49 211H51V210H49L48 208H47V210H46ZM54 208V207H53ZM66 208H67V206H66ZM71 208V207H70ZM76 208V207H75ZM190 208V209H189ZM221 208H222V205H221ZM224 208V207H223ZM232 208H234V207H232ZM245 208V207H244ZM248 208V207H247ZM256 208V207H255ZM257 208V209H258ZM38 209V208H37ZM89 209V208H88ZM87 209V210H88ZM187 209V210H186ZM251 209V208H250ZM262 208L260 207V210H261ZM9 210V209H8ZM14 210V209H13ZM80 210V209H79ZM90 210V209H89ZM95 210V209H94ZM100 210V211H99ZM221 210L219 211V210H217V211H219V212H221ZM263 210V209H262ZM37 211H40L39 209L37 210ZM53 211H55V210H53ZM63 211V210H62ZM62 211H61V213H62ZM71 211V210H70ZM77 211V210H76ZM82 211H84L83 209H82ZM82 211H81V213H82ZM235 211V210H234ZM238 211H240V210H238ZM249 211H251V210H249ZM248 211V212H249ZM253 211V210H252ZM256 211V210H255ZM255 211H254V214H255ZM8 212V211H7ZM11 212V211H10ZM13 212V211H12ZM23 212V214H25V216H28V218H27V220H26V218H25V220H23L22 219V217L23 216H21L20 217V215H21V213ZM57 212V211H56ZM108 212V213H107ZM150 212V211H149ZM190 212V213H189ZM208 213H209V211H207ZM236 212H237V210H236ZM242 212H243V210H242ZM241 212V213H242ZM257 212V211H256ZM17 213V212H16ZM40 213V212H39ZM39 213H37V214H39ZM58 213V212H57ZM77 213V212H76ZM204 213V212H203ZM208 213H207V215H208ZM240 213V212H239ZM245 213H247V210H245L244 209V212H243V214H245ZM253 213V212H252ZM22 214V215H23ZM53 214V213H52ZM51 214V215H52ZM60 214V213H59ZM90 214V213H89ZM262 214V213H261ZM11 215V214H10ZM13 215V214H12ZM17 215V214H16ZM40 215V214H39ZM46 215V214H45ZM48 215V214H47ZM46 215V216H47ZM82 215H83V213H82ZM103 215V216H104ZM118 215H120V214H118ZM120 215V217H122L123 218V216H121ZM220 215H221V213H220ZM219 215V213H218V216H220ZM242 215V214H241ZM248 215V214H247ZM260 215V214H259ZM14 216H15V213H14ZM13 216V218H16V217H14ZM38 216V215H37ZM95 216V215H94ZM102 216V215H101ZM117 216V215H116ZM244 216V215H243ZM251 215H249V217H250ZM255 216H257V214L255 215ZM11 217V216H10ZM31 217V218H30ZM36 217V216H35ZM39 217V216H38ZM41 217V216H40ZM50 217V216H49ZM73 217V216H72ZM88 217V216H87ZM106 217V216H105ZM109 217V216H108ZM244 217H246V216H244ZM37 218V217H36ZM52 218V217H51ZM83 218V217H82ZM206 218V217H205ZM218 218H220V217H218ZM239 218H241L240 217V215H239ZM246 218H248V217H246ZM50 219V218H49ZM56 219V218H55ZM54 219V220H55ZM71 219H73V218H71ZM93 219V218H92ZM97 219V218H96ZM241 219H243V217L241 218ZM9 220V219H8ZM11 220V219H10ZM46 220V219H45ZM53 220V218L51 219V221ZM57 220V219H56ZM55 220V221H56ZM74 220V219H73ZM89 220V219H88ZM88 220H87V222H88ZM144 220H146L147 221V223L146 222H144ZM179 220V219H178ZM220 220V219H219ZM219 220H218V222H219ZM244 220H246L245 218H244ZM248 220V219H247ZM259 220V219H258ZM25 221V222H24ZM34 221V222H33ZM84 221H86L85 219H84ZM220 221H222V220H220ZM29 222H26V223H28L29 224ZM39 222V221H38ZM47 222V221H46ZM57 222H59L61 225H62V223L63 222H60V221H57ZM57 222L56 223H52L53 225H55V226H57L58 224H57ZM72 222V221H71ZM79 222V221H78ZM80 222L82 223V221L80 220ZM112 222H111V224H112ZM203 222V221H202ZM208 222V221H207ZM212 222V221H211ZM228 222H226V223H228ZM247 222V221H246ZM259 222V221H258ZM261 222V221H260ZM77 223V222H76ZM75 222H72V226H73V228H75V230H78L76 227H75V225L76 226H78L80 223H78V224H76ZM90 223H91V221H90ZM167 223H170V224H172L171 225V228L168 226V224ZM209 223V222H208ZM221 223H223L222 225H224L225 224V221L224 222H221ZM248 223V222H247ZM262 223V222H261ZM59 224V226H57V227H60L61 225ZM71 224V223H70ZM207 224V223H206ZM205 224V227H207V225ZM211 224V223H210ZM210 224H209V226H210ZM240 224V223H239ZM250 224V223H249ZM260 224V223H259ZM52 225V226H53ZM94 225H95V223H94ZM99 225V224H98ZM228 225V224H227ZM235 225H237V224H235ZM251 225V224H250ZM257 225V224H256ZM13 226V225H12ZM107 226V225H106ZM173 226V227H172ZM197 226L198 227H200L198 224H197ZM208 226V227H209ZM216 226V225H215ZM220 226V225H219ZM252 226H253V224H252ZM259 226V225H258ZM258 226H256L257 228H258ZM57 227H55V228H57ZM91 227V226H90ZM98 227V226H97ZM212 227H214V226H212ZM211 227V228H212ZM238 227V226H237ZM262 227H264V225L262 226ZM93 228V227H92ZM91 228V229H92ZM108 228V227H107ZM204 228V226L202 225V228L200 227V228H197L196 229V227L194 228V226H193V230L192 231H195V229H196V231H197V234H198V232H200L199 233V235H203V236H205L206 235V231L208 230V233L210 232V230L209 229H211L210 227H209V229H206L205 228V232L206 233H201V231H202V229ZM240 228H241V224H240ZM244 228V227H243ZM253 228V227H252ZM90 229V230H91ZM100 229V228H99ZM113 229V228H112ZM190 229V228H189ZM231 229H233V228H231ZM238 229V228H237ZM247 230H248V228H246ZM256 229V228H255ZM56 230V229H55ZM260 230V229H259ZM4 231V230H3ZM51 231H52V229H51ZM204 231V230H203ZM227 231V233H223V232H226ZM233 231V234H234V229L232 230ZM263 231H264V228H263ZM53 232V231H52ZM212 232V231H211ZM229 232H230V230H229ZM242 233H243V230L241 231ZM255 232V231H254ZM179 233V232H178ZM195 233V232H194ZM217 233H215V234H217ZM232 233V232H231ZM260 233H262V232H260ZM205 234V235H204ZM215 235L216 237L217 236H219V235ZM232 234V235H233ZM264 234V233H263ZM113 235V234H112ZM191 235V234H190ZM210 235V234H209ZM226 235V236H225ZM245 235V234H244ZM243 235V236H244ZM160 236V237H159ZM214 235H213V237H215ZM247 236V235H246ZM166 237L167 238H169V239H167L168 240V242H169V244H168V246H167V243H166ZM180 237V236H179ZM193 237H195L194 235H193ZM206 237V236H205ZM211 237V236H210ZM225 237V238H224ZM236 237V236H235ZM234 237V238H235ZM254 237V236H253ZM191 238H192V235H191ZM190 238V239H191ZM196 238V237H195ZM195 238H193L194 239V242H197L196 240H198V239H195ZM232 238V237H231ZM249 237H246V239H248ZM250 238H252V237H250ZM256 239V238H255ZM254 239V240H255ZM183 240V239H182ZM186 240V239H185ZM251 240H253V238L252 239H249L248 240V242L249 241H251ZM259 239H257V240H255V242H256V244H257V246H258V241ZM13 241H14V239H13ZM190 241H192L193 242V240H190ZM179 242H180V244H179ZM187 242V241H186ZM254 242V243H255ZM261 242V241H260ZM259 242V243H260ZM163 243V244H162ZM166 243V244H165ZM251 243V242H250ZM264 243V242H263ZM263 243H262V245H263ZM3 244V243H2ZM184 244H185V242H183V246H184ZM252 244V243H251ZM33 245V244H32ZM35 245V244H34ZM197 245H199L198 246V248H197ZM230 247H229V246ZM261 245V246H262ZM4 246V245H3ZM136 247V246H139V248L137 249V250H133L132 252H130V249L131 248H133V247ZM186 246V245H185ZM260 246V245H259ZM258 246V247H259ZM134 247V248H135ZM242 247V246H241ZM155 248H156V246H155ZM184 252H183V251ZM37 251H39V250H37ZM37 251H35L36 252V254L37 253H39V252H37ZM35 252H33V254H28L30 257L29 258H27L26 260H24L23 262L21 261H19L21 264H45L46 262V259L43 261L42 259H40V258H38V255H40V254H37V257L35 258V256H34V254H35ZM108 252V251H107ZM40 253H41V251H40ZM186 254V253H185ZM23 256H24V254H22ZM238 255V254H237ZM121 256H125L123 259H121ZM168 256V257H167ZM43 257V256H42ZM46 257V256H45ZM51 257V256H50ZM117 257V258H116ZM118 257H119V259H118ZM241 257V256H240ZM244 257H246V256H244ZM26 258V257H25ZM105 258V257H104ZM115 258V259H114ZM38 259V260H37ZM40 259V260H39ZM113 259V260H112ZM117 259V260H116ZM191 259V258H190ZM236 259H237V261H236ZM49 260H50V258H49ZM115 260V261H114ZM110 261H113V262H110ZM43 262H45V263H43ZM101 262V261H100ZM105 262V260L103 261V263ZM151 262H150V264H152ZM101 264V263H100ZM105 264V263H104ZM108 264V263H107ZM168 264H170V261H169V263Z\"/></svg>",
  "mask_w": 264,
  "mask_h": 264
}]
</instances>
